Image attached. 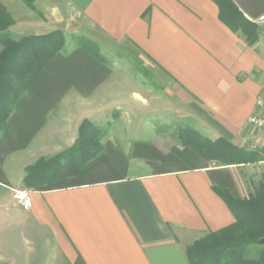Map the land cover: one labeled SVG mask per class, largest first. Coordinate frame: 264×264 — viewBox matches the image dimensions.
Segmentation results:
<instances>
[{"label":"crops","instance_id":"crops-1","mask_svg":"<svg viewBox=\"0 0 264 264\" xmlns=\"http://www.w3.org/2000/svg\"><path fill=\"white\" fill-rule=\"evenodd\" d=\"M0 2L14 40L66 28L103 56L134 46L167 74L151 91L130 66L102 64L78 45L49 61L0 133V264H190L189 246L236 222L216 189L247 199L253 164L218 166L166 139H123L127 155L108 132L84 175L35 171L28 185L29 169L72 149L84 120L100 126L115 111L122 138L155 135L150 111L168 106L212 141L264 140L248 124L264 93V51L228 26L214 0H35V12ZM19 190L32 192L30 211L15 201Z\"/></svg>","mask_w":264,"mask_h":264},{"label":"trees","instance_id":"trees-1","mask_svg":"<svg viewBox=\"0 0 264 264\" xmlns=\"http://www.w3.org/2000/svg\"><path fill=\"white\" fill-rule=\"evenodd\" d=\"M34 9L35 0H22ZM225 13L227 24L240 31L249 41L258 39L256 25L239 10L234 0H214ZM14 24L7 9L0 2V133L24 93L36 82L49 61L62 52L66 45L65 34L55 30L46 35L29 36L13 40L6 32ZM79 47L102 64H107L99 47L86 39L76 38ZM79 40V41H78ZM139 72L147 75L140 69ZM108 129L84 120L79 128L75 146L51 159L42 161L29 169L27 184L32 172L60 176L84 175L88 168L104 155L103 141ZM183 145L189 146L203 158L218 166L256 164L253 152L242 150L224 138L212 141L198 131L187 128L182 134ZM235 217V224L211 232L187 248L190 264H264V179L247 199H237L228 190L216 189ZM252 254L251 257L248 255Z\"/></svg>","mask_w":264,"mask_h":264},{"label":"rangeland","instance_id":"rangeland-1","mask_svg":"<svg viewBox=\"0 0 264 264\" xmlns=\"http://www.w3.org/2000/svg\"><path fill=\"white\" fill-rule=\"evenodd\" d=\"M33 6H34V3H33ZM32 10L34 12L37 11L35 9V7ZM14 24H15V21H14ZM256 28H257L258 39L254 43H256L259 51L260 50L264 51V40H263L264 38H263L259 28L257 26H256ZM9 29H8V31H9ZM59 30L65 34L67 47L71 48V47H73V45H77V43H76L77 40L75 39V36L72 34V32H68V29H66V28H65V30L59 28ZM8 31L6 33L9 35ZM10 37L12 38V36H10ZM26 37H29V36H24L23 38H26ZM76 38H79L80 40L83 38V39L90 41V38L88 36H86L85 34H83V36H76ZM16 41H19V40H16ZM254 43H251V44H254ZM65 47H66V45H65ZM100 48L101 47H99V49ZM0 49H1V51L3 49V47L1 45H0ZM109 50H111V48H109ZM262 55H264V52H262L261 56ZM103 57L107 61V64H105L107 66L108 65L111 66L114 63H116L120 66H130L132 68V71L134 72V74L136 76V78H134V77L133 78L135 79L134 81L137 83V85L139 84V81H141L145 85L149 86L151 91H154V90L160 91L165 86V80H167V76H166L167 74L165 72L159 70L157 67H155L154 66L155 64L153 62H151V61L149 62V60H148L149 58H146L142 54V52L139 51L134 46H128V47L120 48L115 53L108 52V55H105ZM140 69L147 72V75L139 72ZM149 88H147V90H150ZM75 110H77V108H75ZM164 110H165L164 114H162V115L159 114V116H160L159 119H158L159 116L154 115L153 111L151 110L150 111L151 117L149 119H147V121H146L148 127L153 126L156 129V130L150 129V131H148V134L151 135L152 133H154L155 135H151V136H147V137H142V136L137 137L134 133L133 134L129 133V136H127L126 138L125 137L124 138L119 137L120 136L119 134L121 133L120 132L121 131V120L119 119L120 114L118 111L113 112L111 114V116H109L105 122L103 121L100 124V126L107 128L108 132L109 133L111 132L112 135H114V136H111L110 138L113 140L116 139V141L118 142L117 145L120 146V149L122 151H124L127 155H128V152H126L127 150H125L126 140L131 141L136 146L139 142H141L143 140L149 141V142H154L156 140L158 141V140H165L166 139L165 140L166 145L169 144V145L175 146V144L181 145L184 143V140L182 139L181 136H182V134L185 133L187 128H192V129L194 128V129L200 130L199 128L201 126H199L198 123H196L194 120H191L193 122H191L189 120H185L186 119L184 117L185 114L183 113L182 110L178 109L177 113H175V114L174 113L172 114L169 112L168 106H165ZM79 112H80V109H78V111H75L74 114L78 115ZM153 117L155 118V120L153 119ZM137 124H138V122H135V128H136ZM142 130H148V129H142ZM254 131H257V130L254 129ZM140 132L142 133L143 131H140ZM123 139H126V140H123ZM256 142H258V140H252V141L246 140V141H244V143L241 146H238L242 150H245L248 152H253L257 156L258 160H261L260 162L253 164L251 167H248V169H245L247 172L246 176L249 179L246 181V183H247L248 191L250 192V194L254 193V190H255L256 186H258L259 183L261 182L262 177L264 179V149L258 148L257 146H255ZM132 155H134V152H133V154H131V157H132ZM135 162H136V160H135ZM136 164H137V162H136ZM134 166H137V165H134ZM251 255L252 254H249L248 256L251 257Z\"/></svg>","mask_w":264,"mask_h":264},{"label":"built area","instance_id":"built-area-1","mask_svg":"<svg viewBox=\"0 0 264 264\" xmlns=\"http://www.w3.org/2000/svg\"><path fill=\"white\" fill-rule=\"evenodd\" d=\"M255 24L264 38V14L257 19L247 17ZM248 124L257 131H264V93L257 97L255 114L249 119ZM255 146L264 149V140L256 142ZM14 199L25 211H30L33 206L32 192L29 190L15 191Z\"/></svg>","mask_w":264,"mask_h":264},{"label":"water","instance_id":"water-1","mask_svg":"<svg viewBox=\"0 0 264 264\" xmlns=\"http://www.w3.org/2000/svg\"><path fill=\"white\" fill-rule=\"evenodd\" d=\"M240 11L251 19H257L264 14V0H234ZM264 243V240L261 241Z\"/></svg>","mask_w":264,"mask_h":264}]
</instances>
